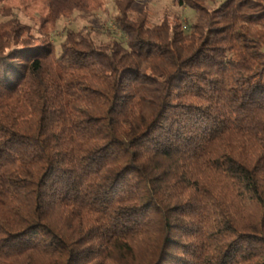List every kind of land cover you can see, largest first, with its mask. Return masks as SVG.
Wrapping results in <instances>:
<instances>
[{"label":"trees","instance_id":"16d2710c","mask_svg":"<svg viewBox=\"0 0 264 264\" xmlns=\"http://www.w3.org/2000/svg\"><path fill=\"white\" fill-rule=\"evenodd\" d=\"M89 1L0 0V264H264V0Z\"/></svg>","mask_w":264,"mask_h":264},{"label":"rangeland","instance_id":"374dc122","mask_svg":"<svg viewBox=\"0 0 264 264\" xmlns=\"http://www.w3.org/2000/svg\"><path fill=\"white\" fill-rule=\"evenodd\" d=\"M42 0H10L12 15L22 23L33 26L35 31L38 28L32 18L35 14L42 13L44 6ZM220 2L222 0H216ZM137 9L145 7L149 12L151 23L160 21L163 17L176 16L188 28L193 18V10L185 4H179L177 0H134ZM115 12L113 0H90L88 7L83 10H76L68 17L58 18L54 23H47V39L59 48V43L64 35L65 28L77 30L83 26L92 28L98 32L101 39L107 38L109 34L118 35L119 30L115 27L112 14ZM0 17V21L3 20Z\"/></svg>","mask_w":264,"mask_h":264}]
</instances>
